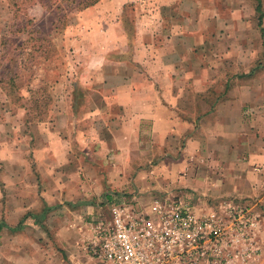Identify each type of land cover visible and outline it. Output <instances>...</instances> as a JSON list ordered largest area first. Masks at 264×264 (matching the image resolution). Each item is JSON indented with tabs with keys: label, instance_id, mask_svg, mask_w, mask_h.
Instances as JSON below:
<instances>
[{
	"label": "crops",
	"instance_id": "0c3cea01",
	"mask_svg": "<svg viewBox=\"0 0 264 264\" xmlns=\"http://www.w3.org/2000/svg\"><path fill=\"white\" fill-rule=\"evenodd\" d=\"M179 2L180 19L142 15L133 49L121 21L106 22L117 35L56 79L72 91L47 117L21 106L15 118L34 125L21 137L27 148L0 150L13 156L0 183L10 191L0 197V235L15 234L0 244V264H92L88 223L108 217L119 193L139 206L179 195L200 205L245 201L264 227V41L255 39L264 35L263 8L249 9L257 23L234 1L232 10L227 0ZM191 82L209 89L200 114L196 97L183 103Z\"/></svg>",
	"mask_w": 264,
	"mask_h": 264
},
{
	"label": "rangeland",
	"instance_id": "374dc122",
	"mask_svg": "<svg viewBox=\"0 0 264 264\" xmlns=\"http://www.w3.org/2000/svg\"><path fill=\"white\" fill-rule=\"evenodd\" d=\"M121 1L124 0H100L84 10H69L72 5L67 6L66 3H59V0H0V79L4 80L0 81V150L5 146L6 149H11L14 143L20 144V141L23 142L21 148L29 146L27 144L29 138L21 140V137L24 138L25 134L28 136L34 123H20L15 116L25 113L21 106L29 115L28 107L33 104V101L30 102L31 99H29L31 95L34 96L33 100L36 97L40 101L36 104L38 105V116L41 118L49 115L53 110L54 103H67L66 97L69 89L65 88V85L57 86V84L65 78V72L71 73L77 67V60L80 57L89 51L94 52L93 44L98 49L102 43H109L111 36L117 35L116 30L111 27L112 23L107 25L106 22L121 21L122 26L126 29L129 47L133 49L135 40L138 38L137 32L142 25L143 14L156 9L167 17L166 21L168 22L182 18L181 14L184 12L177 6L181 0H174L166 5L164 4L166 0H128L123 6ZM204 1L208 6L209 0H202V3ZM223 1L226 0H221L222 3ZM233 1V6L241 3L247 7L244 12L245 19L253 20L254 18L258 23L259 13L255 11L253 15L252 12H249L251 7L252 11L255 8L256 0H227L231 5L229 7L230 5L224 3L228 6L227 10L234 8L231 4ZM214 2L215 0H213ZM59 4L62 7L61 10H57ZM262 8L264 26V0H262ZM216 15L218 16V14ZM102 23L106 27H103ZM79 32L82 33V37L78 41L79 44H76V40L71 37L79 35ZM255 37L259 44L264 41V35L259 36L257 31ZM84 41L85 45L81 43ZM254 46L256 47L255 43ZM186 86L183 103H195L197 100V114H200L202 110L207 109V106L203 108L200 103L209 104V89L206 92L196 91L192 82ZM31 89L34 94H31ZM75 98L77 102L78 99H81L78 91ZM30 110H33L30 112L34 116L36 110L32 106ZM18 135H20L19 138ZM12 160L13 156L1 154L0 151V183H3L4 174L7 176L11 173L9 167ZM8 170L9 172H7ZM1 191L4 196L1 195ZM1 191L0 197L10 198L9 190L4 192L2 187ZM118 196L121 197L119 200H127L132 199L134 195L129 192L121 195L119 193ZM152 202L153 198L147 197L146 201H143V205L139 207L146 206L147 209H150ZM214 203L216 204V202H211L209 205L213 204L214 206ZM202 206L207 205H196V208ZM5 210L6 205L0 202V222L5 221ZM104 212L107 213V210ZM5 233V236L0 235V244L5 242L4 239L11 241L15 235L10 230ZM92 264H108V262L104 259H96Z\"/></svg>",
	"mask_w": 264,
	"mask_h": 264
},
{
	"label": "built area",
	"instance_id": "2783aa9c",
	"mask_svg": "<svg viewBox=\"0 0 264 264\" xmlns=\"http://www.w3.org/2000/svg\"><path fill=\"white\" fill-rule=\"evenodd\" d=\"M188 196L156 198L148 210L114 200L88 223L84 249L108 264H258L264 227L254 206L224 199L202 206Z\"/></svg>",
	"mask_w": 264,
	"mask_h": 264
},
{
	"label": "trees",
	"instance_id": "16d2710c",
	"mask_svg": "<svg viewBox=\"0 0 264 264\" xmlns=\"http://www.w3.org/2000/svg\"><path fill=\"white\" fill-rule=\"evenodd\" d=\"M100 0H59V3H66L67 6H70V4L72 5V7L69 9V10H84L90 6H93L95 5L97 2H99ZM257 2V10L258 11H261V6H262V0H256ZM62 7L60 6V4L57 6V10H61ZM12 80V78H10ZM2 79H0L1 81ZM4 81V80H2ZM1 84V83H0ZM4 90H6V88L4 86H2ZM31 94H34V91L31 89ZM34 96L31 95L29 99L30 102L33 101V104H31L32 108L36 110V113H35V116L36 115H39V113L37 112V107L38 105L36 103L40 102L38 99H35L33 100ZM30 106V107H31ZM30 107H28L29 109V115L32 113L30 111H33V110H30ZM40 118V116H38Z\"/></svg>",
	"mask_w": 264,
	"mask_h": 264
}]
</instances>
